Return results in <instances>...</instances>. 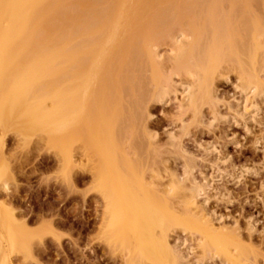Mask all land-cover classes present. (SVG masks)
Returning a JSON list of instances; mask_svg holds the SVG:
<instances>
[{
  "label": "bare ground",
  "instance_id": "bare-ground-1",
  "mask_svg": "<svg viewBox=\"0 0 264 264\" xmlns=\"http://www.w3.org/2000/svg\"><path fill=\"white\" fill-rule=\"evenodd\" d=\"M70 4H79L80 10ZM260 7L264 0H0V127L13 118L17 122L37 116H41L37 128L50 126L43 133L50 135L64 174L71 179L76 169L88 172L89 189L104 201L99 231L106 243L123 253L122 264H183L195 247L186 246L188 239L175 244L169 240L170 231L178 228L196 235L197 247L211 253V260L243 263L228 251L226 236L212 224V215L198 206L212 179L202 176L203 184L195 181L192 160L176 133L169 131L166 145L188 164L182 176L166 168L161 157L165 151L155 146L156 133L149 131L147 120L149 105L164 104L174 92L172 76L184 74L179 110H190L191 123L202 125L200 105L207 102L215 111L220 101L212 90L215 78L228 81L224 71L219 73L221 66L216 70L225 59L234 67L231 70H238L234 116L245 120L260 110L259 102L264 105ZM228 38L234 43L237 38L243 53L236 43L226 44ZM222 44L227 45L225 52ZM163 45L169 49L167 58L158 51ZM127 50L128 56L120 55ZM218 58L221 62L214 66ZM236 60L242 67L235 68L241 64ZM25 102L28 107L23 110ZM162 163V169L170 171H165L166 183L161 181V166L154 168ZM14 220L12 213L7 220L0 204V232L10 234L7 229L15 227ZM7 262L5 258L0 264Z\"/></svg>",
  "mask_w": 264,
  "mask_h": 264
},
{
  "label": "rangeland",
  "instance_id": "rangeland-1",
  "mask_svg": "<svg viewBox=\"0 0 264 264\" xmlns=\"http://www.w3.org/2000/svg\"><path fill=\"white\" fill-rule=\"evenodd\" d=\"M70 5L74 7L73 10L76 6L80 10L79 4ZM262 8L264 7H260ZM68 10L70 12L72 9L68 8ZM261 11L255 12L262 17L263 11L262 13ZM233 26L234 24L230 25V30ZM169 28L171 27L166 31ZM234 31L240 41L239 32L237 33L236 29ZM234 36L230 38L233 39ZM223 37L222 42L225 40ZM230 38L227 39L226 44L236 43L238 46L236 49L241 50L239 48L243 45L239 46L241 43L237 45V38L234 39L235 43L230 41ZM223 46L222 49L227 47V45ZM236 49L234 53L237 56ZM129 50L125 55L123 52L120 55L128 56L131 53ZM167 50H169L167 45L158 48L160 54L165 55L164 58L169 55ZM228 50L230 57L232 48L228 47ZM247 56L246 60L242 56L241 59L247 61ZM219 58L213 65L216 66L215 63L222 61L223 64L219 63L220 65L216 66V70L221 66L220 72L217 73L224 71L223 76L228 77V81L223 77L215 78L212 87L218 101L220 100L214 109L221 116L217 114L215 120L212 119V113L214 114L215 111L210 108L209 103L206 105L207 102L203 101L200 105L203 124L191 123V111L179 110L178 107L182 98L180 86L186 79L183 77L184 74L183 76L181 74L182 77L173 75L171 90L174 92L169 93L168 101L164 104L149 105L150 117L147 120V127L151 133H156L155 146L157 145L158 150L161 149L160 152L165 151H162L161 157L166 160L163 161L166 168L173 170L172 173L180 176L183 174L184 165L188 163L184 164L186 160L183 161L182 157L175 154L178 152L172 148L173 146L166 145L169 132L174 135L176 133L181 148L192 160V164L189 163L195 181L203 184L202 176L209 177L210 182L212 179L211 188L206 191V197L198 200V206L200 209L202 207L208 216L212 215V224L223 237L226 236L225 244L229 245L228 251L233 250L232 253H236L238 259L242 260L243 263L239 264H264V105L261 103L260 106L259 102L260 110H254L255 113L246 116L245 120L234 116L235 100L239 98L237 90L233 89L237 84L235 72L238 70H231L232 66L230 68L229 64L225 63L226 59L219 61ZM236 63L241 64H236L235 68L242 67L243 63L240 60ZM170 67L166 71L170 70ZM171 72L173 71L168 73ZM219 73L216 75L219 76ZM206 85L207 82L202 87L205 88ZM26 107L28 104L25 102L23 110ZM13 119L0 127V204L3 205L7 220L10 213L13 215V220L15 219V227L7 229L10 230L11 237L14 235L15 238L11 240L10 234L7 235L6 230H1L0 253L4 257H1L0 263L6 258L8 264L9 262L12 264H122L123 253L106 243L101 233L100 227L105 212L102 203L104 201L93 188L89 189L92 185L89 173L76 169L77 175L71 179L64 174L62 162L50 144V135L43 133L50 126H42L43 130L36 127L35 122L41 119V116L17 119V122ZM163 163L154 168L161 166L158 169H162ZM163 171L160 174L164 175L161 176L163 177L161 181L166 183L170 171L168 173ZM178 229H171L173 231H170L169 240L175 244L180 238V240L188 239L189 243H186V246L195 247L194 253L186 258L184 263L197 264L199 261L198 264H223L222 259L211 260L209 257L211 253H202L197 247L196 235L183 234ZM7 236H9L8 241ZM3 239L9 245H3ZM5 246H9L8 249ZM5 249L8 254L4 252ZM210 251L215 252L214 248Z\"/></svg>",
  "mask_w": 264,
  "mask_h": 264
}]
</instances>
